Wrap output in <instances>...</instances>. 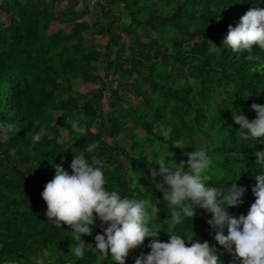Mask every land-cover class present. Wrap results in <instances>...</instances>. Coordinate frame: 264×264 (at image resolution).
<instances>
[{
    "label": "trees",
    "instance_id": "obj_1",
    "mask_svg": "<svg viewBox=\"0 0 264 264\" xmlns=\"http://www.w3.org/2000/svg\"><path fill=\"white\" fill-rule=\"evenodd\" d=\"M153 1L157 5L151 0L98 1L91 25L69 0L0 1L6 16L0 20V120L20 127L0 142V165L6 163L0 167V264H111L93 251L75 257L69 251L74 243L70 226L47 220L41 195L55 174L52 162L71 172L72 148L79 154L92 142L98 141V147L88 155L111 166L107 186L122 196L151 201L148 210L161 225L156 239L166 241L171 234L166 230L170 210L151 181L150 167L159 165L147 157L159 161L167 152L164 158L179 163L189 159L186 153L195 146L208 145L224 181L240 175L236 182L246 188L244 202L229 211L246 214L254 202L252 185L261 171L255 149H264V143L251 141L248 147L231 107L252 119L256 112L251 104H264V51L254 48L261 59L250 61L222 43L228 25L256 6L254 0ZM90 28L106 35L107 42L88 44ZM184 68L186 76L180 77ZM112 81L117 86L106 96ZM80 84L97 86L82 90ZM73 119L86 128L85 136L71 129L68 121ZM40 127L47 134L33 144L31 136ZM175 140L195 146L181 148ZM210 216L197 208L193 220L185 218L170 230L191 233L193 228V239H207L220 249L207 223ZM97 221L91 236L82 235L90 245L103 230ZM149 225L156 226L152 219ZM151 239L130 249L126 264L149 252ZM220 258L224 264L233 259L227 251Z\"/></svg>",
    "mask_w": 264,
    "mask_h": 264
},
{
    "label": "clouds",
    "instance_id": "obj_2",
    "mask_svg": "<svg viewBox=\"0 0 264 264\" xmlns=\"http://www.w3.org/2000/svg\"><path fill=\"white\" fill-rule=\"evenodd\" d=\"M261 3L264 0H254L256 6L242 14L234 26L229 24L222 40L232 53L246 54L250 61L261 59L254 54V48L264 51V7L258 6ZM258 69L261 71L259 66ZM251 108L256 115L249 119L240 108L231 107L233 119L240 125L238 132L243 133V141L249 142L248 147L253 145L251 141L264 143V104L253 102ZM68 122L80 136L86 135V128L79 119ZM19 128L0 120V142H6L8 133L17 132ZM46 134L47 129L40 127L32 134V143H38ZM161 135L171 138L168 130H162ZM98 143H89L79 154L71 147L74 153L71 172L63 163L54 160L55 174L41 193L47 204V220L61 228L65 223L70 226L68 232L74 243H71L69 251L75 257H84L86 252L93 251L101 260L110 258L111 264L114 261L126 264L130 249L142 245L146 237H152L149 241L151 250L138 255L134 264H224L220 258L223 251L232 255L230 264H264V149H255L256 165L261 169L252 185L255 200L247 213L239 216L233 215L229 206L244 202L246 188L236 182L240 175L230 180L231 183L224 181L210 154V146L197 148L192 143L175 140L172 143L181 148L189 144L195 146L193 151L186 153L187 161L177 163L173 159L166 162L164 155L167 152L159 161L147 157L159 165L158 168L155 165L150 167L151 181L156 189L163 192L170 210L166 230L171 234L165 241L155 238L159 236L161 225L155 222L156 215L148 210L150 200L137 198L134 194L122 196L124 192L107 186L106 169L111 166L101 158L88 155L97 149ZM185 164L188 170H185ZM197 208L211 213L207 223L222 248L218 249L207 239H193V228L191 233L184 229L170 230L185 218L193 220ZM97 218L103 230L95 234V244L90 245L82 235L93 234ZM150 219L156 226L149 225Z\"/></svg>",
    "mask_w": 264,
    "mask_h": 264
},
{
    "label": "rangeland",
    "instance_id": "obj_3",
    "mask_svg": "<svg viewBox=\"0 0 264 264\" xmlns=\"http://www.w3.org/2000/svg\"><path fill=\"white\" fill-rule=\"evenodd\" d=\"M2 1V0H0ZM68 1V0H67ZM66 0H62V3H66L67 2ZM104 0H102L101 4L103 3ZM154 4L157 5L158 1H153L151 0ZM70 4L71 5H75L77 8H78V11H79V14H81V16L88 21V23L91 25L94 23L95 19H94V14H95V11L96 10H100L97 6H95L94 4L90 3L89 1H86V0H69ZM103 12H107V5L105 4L103 7ZM114 10H116V7L113 6L112 7ZM0 13H1V10H0ZM5 14H0V20H6L5 18ZM124 38L126 39V37L124 36ZM85 41L89 44V43H93V42H102V43H106L107 42V37L106 35L104 34H97L94 32V30L92 28H90L89 30H87L86 32V39ZM129 43V42H128ZM127 50L129 52L132 51V48H131V45H128L127 47ZM181 76H186V70L185 68L182 70V73L180 75ZM97 84H80V88L82 90H86V89H89V88H93V87H96ZM102 109H106V105H103ZM62 130V129H61ZM142 133L141 130H138ZM61 138H64L66 136V132L63 130L61 131ZM106 139L108 141H111V142H114L115 141V137H107L106 136ZM165 161L168 162L170 161V157L167 155L165 158ZM11 160L17 162V159L16 158H12ZM1 168L5 169L6 168V163H2V165H0ZM148 174H149V169L147 168L146 166V172L143 176V178H147L148 177ZM99 221H96V223H98Z\"/></svg>",
    "mask_w": 264,
    "mask_h": 264
},
{
    "label": "built area",
    "instance_id": "obj_4",
    "mask_svg": "<svg viewBox=\"0 0 264 264\" xmlns=\"http://www.w3.org/2000/svg\"><path fill=\"white\" fill-rule=\"evenodd\" d=\"M86 1H89V2L92 3V4H95V3H97L98 1H99V2H102V0H86ZM116 86H117L116 81H112V82L109 84V86H108V88L106 89V91H104V94H105L106 96L109 95V94L111 93V90H114V89L116 88Z\"/></svg>",
    "mask_w": 264,
    "mask_h": 264
}]
</instances>
